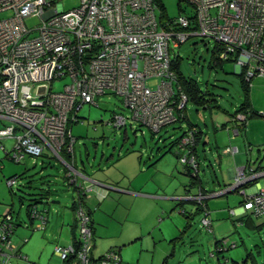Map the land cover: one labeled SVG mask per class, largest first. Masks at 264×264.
<instances>
[{"label": "rangeland", "instance_id": "1", "mask_svg": "<svg viewBox=\"0 0 264 264\" xmlns=\"http://www.w3.org/2000/svg\"><path fill=\"white\" fill-rule=\"evenodd\" d=\"M160 1L164 6V13L169 17L179 15V5L188 12H193L192 7L181 0ZM62 3L65 7H70L74 1L63 0ZM156 14L159 15L158 9ZM6 15L8 12L0 13V18ZM37 22L34 18L27 21L31 26ZM216 49L214 39L195 36L172 51V54L178 55L182 74L196 79L203 90L208 89L211 93L205 95L206 98H214L209 107L188 99L185 101L188 120L197 124L208 139L205 150H202V143L198 144V174L203 187L214 193L225 190V184L234 183L235 180L234 177L230 178L226 165L219 168L215 137L221 136V130L216 131L212 121H228L244 97L240 69L236 70L235 63L226 60L222 64L213 65ZM67 81V78L56 79L53 89L61 90ZM156 82V78L149 80L150 85ZM247 92L250 104L257 114L248 118L244 130L233 135L236 141L232 146L239 147L243 165L249 161L252 166H264V115L260 114L264 112V76H254ZM83 99L84 102L76 113L79 122L71 125V134L75 138L76 163L80 165L81 160L85 161L86 152L89 151V159L85 161L88 172L95 167L92 173L94 171L97 177L100 173H105L102 179L115 182L121 188L127 187L128 190L121 192L102 188L107 194L99 203L97 192L90 191L88 202L94 207V225L97 229L95 241L98 246L95 248V254L104 253L112 246L120 249L121 264H234L232 261L240 262L245 258L246 249L253 248L257 254V243L264 248V215L252 218L255 225L260 224L259 227H248L237 219L241 212L230 211L231 208L237 211L241 206L243 195L239 191L219 193L220 195L207 199L213 232L207 231L201 224L202 213H193V218L188 219L180 211L182 206L179 204V198L165 197V193L172 191L184 192L180 181H189V176H184L182 171L184 164H181L175 154L176 146L171 145L172 140L182 133V129H186L185 120L174 121L161 127L159 132L153 133L147 126H140L131 119L130 111L124 106L120 95L106 92L97 96L93 103ZM115 112L126 118L125 126L115 125L116 118L112 116ZM2 143L6 148L3 149L0 144V213L12 208L13 214L24 222L16 228L13 238L18 244L27 238L22 247L29 248L34 255L30 259L40 264H61L60 260L52 255V249L55 242L69 239L68 232L64 230L58 234V228L62 218H66L67 223L72 220L69 207L74 194L73 190L63 183V165L57 157L46 155L37 158L26 156L16 162L4 155L5 150L12 148L14 140L5 138ZM208 146L212 150H209ZM120 154L123 156L115 161ZM99 160H102L101 169L96 165ZM209 160L212 164H209ZM22 172L24 174L9 190L7 178ZM253 172L256 177L264 173L263 170ZM217 177L221 186H218ZM223 177L226 182L222 181ZM88 178L93 181H88ZM76 179L86 181L81 175ZM86 179L90 185L97 181L90 176ZM257 181L264 187V175ZM47 183H50L51 196L49 202L44 204L48 207L49 221L45 231L33 230L25 224V221H28L26 206L29 199H24L20 204L19 195L32 198L29 193L39 191L43 186H47ZM96 203L98 206L95 208ZM182 204L188 211H195V204ZM67 223L65 226H68ZM222 236L228 238L229 242L235 241L237 245L222 253H212L215 250L214 237ZM263 252L262 249L261 254H257L258 260L263 257ZM14 264L26 263L15 259Z\"/></svg>", "mask_w": 264, "mask_h": 264}, {"label": "built area", "instance_id": "2", "mask_svg": "<svg viewBox=\"0 0 264 264\" xmlns=\"http://www.w3.org/2000/svg\"><path fill=\"white\" fill-rule=\"evenodd\" d=\"M62 1L0 0V13L8 12L0 18V142L14 140L16 160L46 148L58 155L69 136V117L76 120L83 98L93 103L106 90L120 94L131 119L152 130L176 121V109L185 107L187 97L174 86L172 51L190 37L214 39L222 44V57L235 53L246 81L264 76V0H181L192 7V17L185 8L167 16L160 0H71L70 7ZM33 18L38 22L31 26L27 21ZM63 78L68 79L63 88L54 90L53 82ZM153 78L157 82L150 85ZM113 116L116 126L125 125L123 115ZM192 141L191 132L181 140V151ZM66 147L70 150L71 143ZM187 157L180 160L195 165L193 156ZM247 178L241 168L225 191ZM245 196L242 210L264 214V187L257 183ZM203 222L209 224L206 218ZM82 231L89 236L86 226ZM12 247L5 243L6 250ZM56 253L66 255L61 249ZM2 264L11 263L5 258Z\"/></svg>", "mask_w": 264, "mask_h": 264}, {"label": "trees", "instance_id": "3", "mask_svg": "<svg viewBox=\"0 0 264 264\" xmlns=\"http://www.w3.org/2000/svg\"><path fill=\"white\" fill-rule=\"evenodd\" d=\"M180 6L181 5H179V7H178L179 10L182 9V6L181 7ZM163 9H164V6H163ZM186 12L190 14V15L188 14L190 17L193 16L194 11L193 12L186 11ZM216 44H217V49L214 51V54H213L214 55L213 65L222 64L223 61H225V60L235 63V60H236L235 55L236 54L232 53V55L222 57V56H220L222 44H219L217 42H216ZM178 61H179L178 55H174L172 62H171L172 68L174 69V71L176 73V81L174 83V86L175 87L179 86V88L182 90V92L185 93L188 100H191L198 105L209 107L210 101L211 100L214 101V98H206L205 95H207L211 92L208 89L203 90L196 79H194L192 77H185L182 74V72L180 71ZM210 66H212V65L210 64ZM239 76H240V82L243 86V95H244L243 101L235 109L234 113H232L230 115L229 120L224 122V124H223V125H227L230 123L232 125V127H234L233 131H235L237 134L245 129L248 118L250 116H252L253 114H257L256 110H254V108L250 104V100L248 97L249 95H248L247 90L249 88L250 82L246 81L244 79L242 71L239 72ZM106 92H112L114 94L120 95V94H118L114 91H111V90H106L102 94H105ZM102 94H100V95H102ZM122 101L124 103L123 97H122ZM124 106L127 107L125 105V103H124ZM238 113H243L245 117L243 119L237 118ZM114 114H116V112ZM260 114L264 115V112H261ZM76 117H77V115H76ZM176 117H177L176 121L185 120L187 122V127H186V129L183 128L182 133L180 135H178L177 137H175L174 140H172L171 145L176 146V153L175 154L177 155V158L181 162V164H184V174L189 176V181H188V183L185 184L186 189L190 191L191 186L192 187L195 186V187L199 188L197 194L196 193L192 194L193 200H191V202L193 204H195V211L194 212L188 211L186 208H184L182 201L179 202V204L182 206L180 211L182 214L186 215V217L188 219H192L194 214H197L199 212L202 213L201 224L207 229V231L213 232L212 219L210 218V209H209V206H208L206 200L204 198L198 199V200L194 199L199 194V192L201 194H204V195L207 194L204 192V187H203L202 181H201L199 174H198L200 164L198 162V153H197L196 147H195V145H196L197 141L199 140V137L202 133V130L200 129V127H198L197 124H194L188 120V118L185 114V107L183 109H180V110L176 109ZM75 122H79V120H77V119L75 120L72 118L70 119V117H69V120L67 123L69 137L66 138L64 146L58 152V154L60 155L61 158H64L65 154L67 155L66 158H68V157H70L69 155H72V153H73L75 138L71 134V125ZM136 122L140 126L141 125L147 126L146 124H143L139 121H136ZM169 124H171V123H169ZM169 124H167V125H169ZM125 125H126V122H125ZM164 126H166V125H164ZM148 128L153 133L160 131V129L158 131H153L150 127H148ZM191 132L193 135V141L187 147L189 151L188 150L181 151V149L179 147L181 140L185 136L190 134ZM69 143H71V149L70 150H68L67 149L68 147H66V145ZM230 146H232V145L225 146V148H223L224 149L223 153H230L233 155L235 152L231 153V152L225 151V149L227 147H230ZM235 147L238 150V147L237 146H235ZM3 149H5V148H3ZM46 151L50 152L49 156L57 157L51 150H48V149H44L42 151V153L39 155H32L30 153H25L23 155V157H21L19 160H16L12 156V150L11 149L5 150L4 155L12 158L16 162H20L26 156H32L34 158L40 157L42 155L44 156ZM184 154L188 155L187 160H189V158L191 156H193L195 165L192 163H189L188 161L182 162L180 160V158ZM122 156L123 155H121V154L118 155L116 157L115 161H117ZM58 160H60V159H58ZM41 162H43V160ZM101 162H102V160H99L96 165L100 167ZM252 168H254V169H252ZM100 169H101V167H100ZM243 169H244V173L249 174L251 169H252V171L253 170H263L264 171V166H261L260 164H258L257 166H252V163L250 164L249 161H247L246 165L243 166ZM61 172H62L63 183L65 185H67V187L71 188L74 192L73 198L71 200L72 202L70 203V207H69V209L73 212L72 213L73 217H72V220L69 222L70 223V229H71L70 240L67 242H63V241L62 242H55L53 249H52V255L56 256L60 260L61 264H101L104 261H107V264H111V263L121 264L122 260H121V252H120L119 248L110 246L104 253L95 254V252H94L95 248H96V244H95L96 236H95V230H94L95 225H93L94 207H92V204L88 202V198H90V196H91V195H89V193H91L90 191L95 190V192H97V194H98V196L96 198L98 199V203H99V201H101L107 194V192L102 191V188L105 190L107 188L100 186V185H97V184L90 185L91 183H88V182H86L88 184V185H86V183H83V181L76 179L75 175L71 172V170L68 167L63 168V166H62ZM22 174H24V172H22L20 174H13L12 176L7 178V182L9 179H14L15 183H16L18 178H21ZM86 175H89V174H86ZM102 183H105V182H102ZM253 183H254V180L247 181L245 183V185H242L240 188L238 187V188L232 189V191H239L241 188H246L248 185H251ZM105 184H107V183H105ZM112 184L116 185L117 183L112 182ZM12 185L13 184H11V185L8 184L9 190L12 189ZM49 185H50V183H47V186H45V187L43 186L42 188L39 189V191L29 193V195L33 196L32 198L31 197L26 198L22 195H19L20 204L23 203L24 199H29V203L26 206V215H27L28 221H25V224L27 226H31L33 230L34 229H41L42 231H45V229L47 227V222L49 221V215H48V207L46 206L47 204H44V203H48L50 196H51L50 195L51 191H50ZM28 186H31V184H28ZM87 187H92V188L90 190H87ZM97 187H99V188H97ZM101 194H103V196H101ZM245 194L243 195V200L240 202V204H241L240 207H242V205L244 203V200L246 197ZM50 201L55 202L56 200H50ZM98 203H96L95 208L98 206ZM231 210H233V209L231 208L230 211ZM231 213H233V212H231ZM262 215H264V214L256 215L255 212L253 211V209H246V210H242L241 214L238 216L237 219L239 220V222L244 223L248 227H255V226L259 227L260 224L255 225L252 218L254 216L259 217ZM85 218H87L86 221H84ZM205 218L209 220V224H204L203 219H205ZM23 223L24 222L22 220H20L16 215L13 214L12 208L7 209L3 213H0V264H2V261H4L5 258H7L11 264H14L15 259L19 260L20 263L22 261V262H25L26 264H40V263H36L33 260H31L27 256V254H25L24 251L21 250L22 245H23L24 241H26L27 238L24 239L20 245L14 242L15 240L13 238V234H14L16 228L18 226L22 225ZM94 224H95V222H94ZM187 224L189 225L190 222H188ZM84 226H86L89 229V231H90L89 236L83 233L82 227H84ZM58 234H59V228H58ZM214 238H215L214 239V249L215 250H213L212 253L214 251L216 253H222L223 251H225L231 247H235L237 245V243L235 241L229 242L228 238H226L224 236L219 237V238L218 237H214ZM7 241H9L11 244L14 245V247H12L10 250H6V248H5V243ZM255 246H257V254H261L262 249L264 250V248H261L260 244H258V243ZM57 249L65 250V252H66L65 257H61L60 255H58L56 253ZM4 252H6L5 253L6 256L3 254ZM257 254H255V252L253 251V248L250 250L246 249L245 258H243L240 262H238V261H232V262L234 264H249V263L250 264H264V252H263V257L260 260H258V258L256 257ZM45 264H50V263L48 262Z\"/></svg>", "mask_w": 264, "mask_h": 264}, {"label": "crops", "instance_id": "4", "mask_svg": "<svg viewBox=\"0 0 264 264\" xmlns=\"http://www.w3.org/2000/svg\"><path fill=\"white\" fill-rule=\"evenodd\" d=\"M235 66H236V70H238V67H237L236 64H235ZM224 122H226V121H224ZM224 122H222V123H215L214 121H212L213 128L216 131L221 130L220 131L221 136L216 135V137H215V152L218 155L219 168L221 169L223 166L226 165L228 167V174H229L230 178L234 177V180L236 181V176H237L239 170L241 168H243V166H244L243 164L244 163H243V160H242V155L239 152V147H238V150L236 151L237 153L235 152L233 155L230 154V153H223V150H224L223 148H225V146H227V145H233L235 143L236 137H233V135H237V133L235 131H233V128L234 127H232V125L230 123L227 124V125H223ZM231 131H232V133H231ZM220 139H221V141H219ZM199 143H202L203 144L202 150H205L207 148V146L205 144H208V139L205 138L204 131L203 130H202V133H201V135L199 137V140L197 141V143L195 145L197 153H198V144ZM0 144H3L2 141L0 142ZM3 146H4V148H6V146L4 144H3ZM208 148H209V150H212L210 146H208ZM46 149H48V148H46ZM86 149H88L87 146H86ZM48 150H50V149H48ZM86 154H87V156H86L85 161L87 162L88 159H89V151H87ZM44 155L49 156L50 155V152L46 151ZM55 155L62 162L63 168L67 167L68 164H70V165L75 166L78 170H80L81 173H83L84 178L86 180V181H83V183L88 182L89 180L87 181L86 178H87V176H90L91 179H94V180H97V181H100V182H105L107 184H110V185L114 186L115 188L121 189V190H117V191H121V192H127L128 191L127 190V187L121 188V186L118 185V184H116L117 185L116 186L115 184L113 185L111 181H107L105 179H102V177L105 176V173H100L99 176L97 177V174L94 171L92 173V169H94L95 167L92 168L91 170H89V172H88V170L86 169L87 167H86V164H85V161L84 160H81V162L79 163L80 165H78L76 163V158H75V155H74V150H73L72 155H69L70 157H68V158H66V156H67L66 154H65V157L63 156L64 158H61L59 154H58L59 156L57 154H55ZM105 155H106V153L102 156V158ZM95 156H96V154H94L93 158H95ZM111 156H112V154H111ZM231 162H233V165H231ZM209 164H212L210 160H209ZM182 171L184 173V170H182ZM85 173L86 174H89V175H86ZM185 175L186 174H184V176ZM258 178H256L254 180V183L253 184L248 185L246 188H241L239 190L240 194L244 195V193L247 194V193L251 192L252 190H254V188L257 185V183L260 184L258 181H256ZM216 180L218 181V184H219L218 186H221V182L219 181V178L218 177H217ZM225 180L226 179L223 177V180L222 181L223 182H226ZM235 181H234V183H235ZM246 182H239L235 188H238V187L240 188L242 185H245ZM180 183H182V185L184 186L183 187V191L184 192L178 193L176 191H172L171 193H165V197H169V198H173V199H175V198L178 199L179 198L178 200L182 201V203L183 202L192 203L191 202V200H193L192 199V194H194V193L197 194L199 188L198 187H195V186H193V187L191 186L192 189L189 191V190L186 189V186L184 185V183H185L184 180L183 181H180ZM234 183L227 182L225 184V188L228 187V186H231ZM86 185H88V184L86 183ZM219 190H221V189H219ZM229 191H232V190H229ZM229 191L222 190L220 192L214 193L213 191L211 192V191H208L206 188H204V192L207 193V194L203 198L207 202V199L209 197H212V196H215V195H220L219 193L224 194V193H227ZM207 204H208V202H207ZM233 210L235 211V213L242 212V209L240 207L237 208V211L234 208H233ZM72 213L73 212L71 211V214ZM72 217H73V215L71 216V219H72ZM93 218H94V215H93ZM94 222L95 221H93V225H94ZM66 223H67L66 218H62L61 224L59 225V233L61 234L65 230V231L68 232V235H69V239H67L66 241H63V242L69 241L70 240V235H71L70 223H67L68 226H65ZM94 230H95V236H97L96 235L97 229L95 227H94ZM14 242L18 244V241L17 240H15ZM95 244H97L96 246H98V242L97 241H95ZM21 250L24 251V253L27 254V256L29 258H31V256H34V255L31 254V251L29 250V248L27 249L25 247H22ZM46 263H48V262H46Z\"/></svg>", "mask_w": 264, "mask_h": 264}, {"label": "bare ground", "instance_id": "5", "mask_svg": "<svg viewBox=\"0 0 264 264\" xmlns=\"http://www.w3.org/2000/svg\"><path fill=\"white\" fill-rule=\"evenodd\" d=\"M63 52H64V48L62 46H60L56 50V55L60 57ZM67 167L71 170V172L75 175V177H77L79 175L84 176L83 173H81V171L78 170L75 166L72 165L70 167L69 166H67Z\"/></svg>", "mask_w": 264, "mask_h": 264}, {"label": "water", "instance_id": "6", "mask_svg": "<svg viewBox=\"0 0 264 264\" xmlns=\"http://www.w3.org/2000/svg\"><path fill=\"white\" fill-rule=\"evenodd\" d=\"M263 175H264V173L261 174L260 176H263ZM260 176H258V177H260ZM258 177H255V179L258 178ZM89 181L92 182L93 180H90V179H89ZM94 184H97V185H100V186L106 187L107 189H111V190H121V189H119V188H115V187L112 186V185L105 184V183H102V182H100V181H96ZM55 202H58V201L56 200Z\"/></svg>", "mask_w": 264, "mask_h": 264}, {"label": "flooded vegetation", "instance_id": "7", "mask_svg": "<svg viewBox=\"0 0 264 264\" xmlns=\"http://www.w3.org/2000/svg\"><path fill=\"white\" fill-rule=\"evenodd\" d=\"M252 169H254V168H252ZM253 171L251 170L249 174L248 173H245V176L246 177H249L247 181L255 180V177L254 176H250V175H252L254 173Z\"/></svg>", "mask_w": 264, "mask_h": 264}]
</instances>
